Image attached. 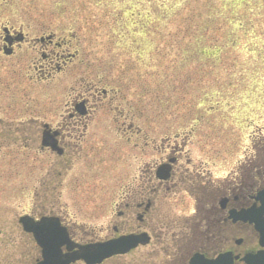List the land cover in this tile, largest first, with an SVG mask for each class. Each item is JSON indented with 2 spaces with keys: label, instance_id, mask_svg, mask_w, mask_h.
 Segmentation results:
<instances>
[{
  "label": "flooded vegetation",
  "instance_id": "flooded-vegetation-1",
  "mask_svg": "<svg viewBox=\"0 0 264 264\" xmlns=\"http://www.w3.org/2000/svg\"><path fill=\"white\" fill-rule=\"evenodd\" d=\"M37 13L0 0V264H42L41 241L66 257L127 236L142 241L104 264L264 254V151L197 165L195 130L164 134L138 68L95 63L66 12Z\"/></svg>",
  "mask_w": 264,
  "mask_h": 264
},
{
  "label": "rangeland",
  "instance_id": "rangeland-1",
  "mask_svg": "<svg viewBox=\"0 0 264 264\" xmlns=\"http://www.w3.org/2000/svg\"><path fill=\"white\" fill-rule=\"evenodd\" d=\"M12 1L47 21L66 12L95 63L138 68L164 134L195 130L197 165L230 171L264 151V0Z\"/></svg>",
  "mask_w": 264,
  "mask_h": 264
},
{
  "label": "water",
  "instance_id": "water-1",
  "mask_svg": "<svg viewBox=\"0 0 264 264\" xmlns=\"http://www.w3.org/2000/svg\"><path fill=\"white\" fill-rule=\"evenodd\" d=\"M40 243L45 248V255L48 258L44 264H70L77 259H84L89 264H98L113 255L127 253L132 246L130 239L125 238L108 244L86 248L78 256L67 258L61 256L55 249L46 248L45 241H41Z\"/></svg>",
  "mask_w": 264,
  "mask_h": 264
}]
</instances>
